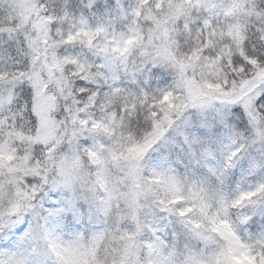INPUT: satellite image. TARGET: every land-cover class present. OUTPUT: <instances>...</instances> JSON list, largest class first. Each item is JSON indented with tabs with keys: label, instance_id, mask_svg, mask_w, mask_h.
Returning <instances> with one entry per match:
<instances>
[{
	"label": "snow or ice",
	"instance_id": "6c2138e0",
	"mask_svg": "<svg viewBox=\"0 0 264 264\" xmlns=\"http://www.w3.org/2000/svg\"><path fill=\"white\" fill-rule=\"evenodd\" d=\"M108 6L0 0V264H264V0ZM178 143L207 175L152 162Z\"/></svg>",
	"mask_w": 264,
	"mask_h": 264
},
{
	"label": "rangeland",
	"instance_id": "374dc122",
	"mask_svg": "<svg viewBox=\"0 0 264 264\" xmlns=\"http://www.w3.org/2000/svg\"><path fill=\"white\" fill-rule=\"evenodd\" d=\"M188 131L202 137L212 151L219 152L228 143L232 134L243 132L244 129L239 127L230 116L221 122L220 119L212 116L205 118L193 115ZM150 155L154 164L174 167L182 175L188 174L198 178L207 175V169L192 159L187 150L179 143L159 146ZM248 167L245 164L244 167L232 170L227 182L230 189L234 190L245 181L256 182L258 178L249 176ZM14 230L15 228L12 229V232Z\"/></svg>",
	"mask_w": 264,
	"mask_h": 264
},
{
	"label": "trees",
	"instance_id": "16d2710c",
	"mask_svg": "<svg viewBox=\"0 0 264 264\" xmlns=\"http://www.w3.org/2000/svg\"><path fill=\"white\" fill-rule=\"evenodd\" d=\"M82 3H86L87 0H81ZM102 2L106 5V7L104 8V18L105 19H113L115 20V11L112 7L108 6V0H102ZM93 24H95L97 22L96 19H93ZM114 27H116L118 30L120 28V24L119 23H114ZM65 226L66 227H71L72 225H69L67 221H65ZM28 231V228L26 227L24 232H16L15 230L13 231L15 233L14 236H12L11 238L14 240V245L15 246H19L21 244L24 243L25 241V236H26V233Z\"/></svg>",
	"mask_w": 264,
	"mask_h": 264
}]
</instances>
